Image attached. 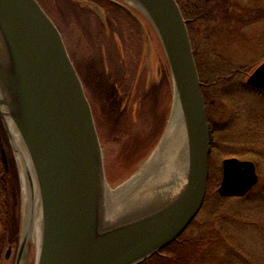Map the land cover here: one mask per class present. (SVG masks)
Instances as JSON below:
<instances>
[{
    "label": "rangeland",
    "instance_id": "obj_1",
    "mask_svg": "<svg viewBox=\"0 0 264 264\" xmlns=\"http://www.w3.org/2000/svg\"><path fill=\"white\" fill-rule=\"evenodd\" d=\"M36 1L61 34L91 107L105 180L110 188H118L131 178L133 168L138 170L149 159L171 115L173 83L158 35L145 14L125 0L104 1L106 21L93 10L92 1L99 0ZM176 1L189 23L211 130L210 147L215 146V152L209 151L205 199L185 236L195 233L197 237L205 227L203 233L212 237L220 233L230 245L224 247L227 241L214 238L215 245L204 244L202 252L216 248L220 258L230 254L238 259L232 264H264V165L257 167L258 182L250 194L251 190L242 198L217 201L222 160L237 155L247 159L251 147L264 146V92L246 85L248 75L264 61V0ZM89 6L95 13H85ZM0 135L19 178V164L1 119ZM17 190L12 210L18 232L11 244L5 243L1 264L15 263L23 236L19 179ZM176 244L142 264L215 260H207L200 247L197 252L189 243L187 247ZM221 246L224 249L218 250ZM33 254L27 256L26 264H34Z\"/></svg>",
    "mask_w": 264,
    "mask_h": 264
},
{
    "label": "water",
    "instance_id": "obj_2",
    "mask_svg": "<svg viewBox=\"0 0 264 264\" xmlns=\"http://www.w3.org/2000/svg\"><path fill=\"white\" fill-rule=\"evenodd\" d=\"M135 1L168 62L186 132L187 171L172 201L150 200L155 211L112 220L106 216L107 182L91 107L60 32L36 0H0V119L15 155L10 127L25 146L38 183L42 235L35 264H139L180 235L203 204L211 130L185 21L175 0ZM246 85L264 91V61ZM0 153L8 169L1 135ZM257 181L252 161L226 158L217 192L243 197ZM106 218L112 220L108 226L101 222ZM25 244L22 236L14 264Z\"/></svg>",
    "mask_w": 264,
    "mask_h": 264
},
{
    "label": "bare ground",
    "instance_id": "obj_3",
    "mask_svg": "<svg viewBox=\"0 0 264 264\" xmlns=\"http://www.w3.org/2000/svg\"><path fill=\"white\" fill-rule=\"evenodd\" d=\"M125 1L144 13V10L135 0ZM173 93L174 103L171 116L167 121V129L154 154L140 168L138 167V170L133 168L130 171L128 176L135 174L133 181L115 189L108 185L105 187L106 200L108 201L107 218L113 220L124 214L129 215L140 210L155 211L157 207L155 208L148 201L156 199L155 205L163 203V201H172L177 196L178 190L184 185L187 171L186 132L176 92L173 91ZM10 129L14 132L13 144L16 147L20 170L18 179L22 210L21 225L26 241L19 264H26L27 256L29 254L32 256L33 253H35V264L40 254L42 235L39 188L26 148L15 130L12 127ZM149 185L151 186L148 187ZM160 200L162 202H158ZM107 218L101 220L104 226H108L109 221H112H108Z\"/></svg>",
    "mask_w": 264,
    "mask_h": 264
},
{
    "label": "trees",
    "instance_id": "obj_4",
    "mask_svg": "<svg viewBox=\"0 0 264 264\" xmlns=\"http://www.w3.org/2000/svg\"><path fill=\"white\" fill-rule=\"evenodd\" d=\"M187 21L188 20H186V22ZM186 26H187V29L190 30L188 22H187ZM194 57H195V55H194ZM201 90L203 93L202 95H204L203 85L201 86ZM210 148H211V152H215L214 144L211 145ZM237 156H238V158L243 157V155H237ZM6 157H7V161H8V169L5 168L2 156L0 153V224L2 227V237L0 238V264H1V261L3 258L2 257V251L5 247V243L8 242L9 244H11V242H13V240L15 239V236L17 235V232H18V229H17L18 228V220L16 219V217L13 213V210H12V205L15 204V199H16V196L18 193V190H17L18 176H17L15 164L13 162L14 161L13 158L8 157L7 152H6ZM226 157H228V156H226ZM246 158L254 161L256 164V167H258V165L259 166L264 165V146L260 149H255V148L251 147L250 153L247 154ZM252 190L248 194H250L252 192ZM229 199L230 198H222V197L218 196L217 201L220 202V201L229 200ZM10 224H11V226H10ZM204 228L205 227H202L201 229H204ZM201 229H199V231H198L200 233L199 235L197 232V237L193 236V235H195V233L191 234L192 236L189 235V237L185 236V235H188L186 233V231H187L186 230L181 236H179L177 238V240L173 241L171 244H169L167 247H165L159 254L153 255L146 262L152 260L153 258L162 256V254L165 251L170 250L171 249L170 247L172 245H175L176 243H177L176 246H178V244L180 243V245L182 247H187V245L189 243V245L192 248H194L197 252H198L197 247H200V252H202V247L204 244L206 247H209L210 245H215L212 242L213 240H216L214 238L222 237V239H223L222 243H224L225 241L228 242V239H226V237L220 233H217V234L213 235V237H212L210 234L206 235L205 233H203V230H201ZM208 231L211 232V229H209ZM6 233L8 235L7 239L4 238V235ZM228 244L230 245V243L228 242L223 246L227 247ZM223 246L218 247V250L224 249ZM176 251H178V249ZM204 251H206L207 260H209L211 257L215 259L214 261L208 262L207 264H232V262H231L232 260L238 261V259L234 255L230 256V254L222 256L220 258L218 253L214 252V251H216V248L215 249H209L208 248L207 250H204ZM241 257L245 258V256H242V254H241ZM184 258L187 259L188 257H184ZM245 259L248 260L247 258H245ZM203 262H206V261L204 260Z\"/></svg>",
    "mask_w": 264,
    "mask_h": 264
},
{
    "label": "flooded vegetation",
    "instance_id": "obj_5",
    "mask_svg": "<svg viewBox=\"0 0 264 264\" xmlns=\"http://www.w3.org/2000/svg\"><path fill=\"white\" fill-rule=\"evenodd\" d=\"M104 1L105 0H99L98 2L96 1H92L93 2V4H95V6H97L100 10H103L104 8H105V6L103 5V3H104ZM106 3H109L108 1H106ZM112 5H115L116 6V4L115 3H113ZM117 7V6H116ZM118 8V7H117ZM85 11V13H87L88 15H90L91 14V11L92 12H94L92 9L90 10V7H86V9L84 10ZM95 13V12H94ZM97 18H99V19H101V20H103V21H106V17L103 15V16H100V15H98V17Z\"/></svg>",
    "mask_w": 264,
    "mask_h": 264
}]
</instances>
